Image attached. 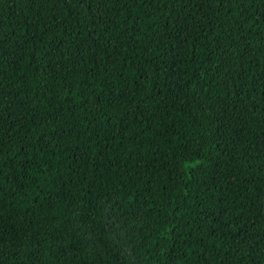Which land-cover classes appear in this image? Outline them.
<instances>
[{"label":"trees","instance_id":"16d2710c","mask_svg":"<svg viewBox=\"0 0 264 264\" xmlns=\"http://www.w3.org/2000/svg\"><path fill=\"white\" fill-rule=\"evenodd\" d=\"M0 264H264V0H0Z\"/></svg>","mask_w":264,"mask_h":264}]
</instances>
